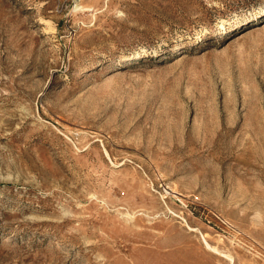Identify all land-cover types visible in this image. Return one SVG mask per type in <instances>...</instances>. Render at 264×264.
Returning <instances> with one entry per match:
<instances>
[{"label":"rangeland","instance_id":"374dc122","mask_svg":"<svg viewBox=\"0 0 264 264\" xmlns=\"http://www.w3.org/2000/svg\"><path fill=\"white\" fill-rule=\"evenodd\" d=\"M263 7L0 0V264H264Z\"/></svg>","mask_w":264,"mask_h":264},{"label":"bare ground","instance_id":"6f19581e","mask_svg":"<svg viewBox=\"0 0 264 264\" xmlns=\"http://www.w3.org/2000/svg\"><path fill=\"white\" fill-rule=\"evenodd\" d=\"M79 4V3H78ZM250 8H248V9H245V10H249ZM262 9H264V7L262 8ZM261 9V10H262ZM254 10H260V9H254ZM209 28H204L203 29V31H202V33H203V35H205L206 33H209ZM153 43H157L156 45H164V44H167L168 43V40L166 39V38H157L156 40H154L153 42H151L150 44H153ZM147 47L148 46H143V47H141L140 49L143 51V52H146V53H148L149 52V50H147ZM136 54L137 53H135L132 57H126V58H124V59H133V58H135V56H136ZM124 59H120L119 61H123ZM117 62H118V60H117ZM96 66V64H90V66H88L87 68L89 69L90 67H95Z\"/></svg>","mask_w":264,"mask_h":264}]
</instances>
